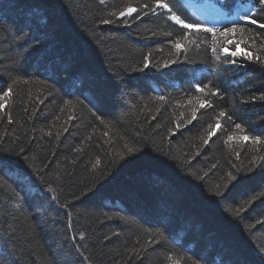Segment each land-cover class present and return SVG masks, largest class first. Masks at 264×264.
<instances>
[{
	"label": "trees",
	"instance_id": "obj_1",
	"mask_svg": "<svg viewBox=\"0 0 264 264\" xmlns=\"http://www.w3.org/2000/svg\"><path fill=\"white\" fill-rule=\"evenodd\" d=\"M156 2L0 0V264H264V29Z\"/></svg>",
	"mask_w": 264,
	"mask_h": 264
},
{
	"label": "snow or ice",
	"instance_id": "obj_2",
	"mask_svg": "<svg viewBox=\"0 0 264 264\" xmlns=\"http://www.w3.org/2000/svg\"><path fill=\"white\" fill-rule=\"evenodd\" d=\"M256 2L259 4V6H260V10H261V11H264V0H256ZM156 6H157L158 8L165 9V10H167V11H169V12L172 11V10L169 8V5H168L167 3H161V0H157V2H156ZM144 7H147V5H144ZM136 11H137V9H136V8H133V7H129V8L126 9V12H127L128 15H131L133 12H136ZM152 11H155V8L152 9ZM120 15H121V16H124V15H125V12H121ZM256 15H257V13H256L255 11L250 10L248 13H246V14L242 17V19H243L244 21H246V22H250V24H252V25H256V24L259 23V27L262 28V29H264V23H261V22H259L257 19L253 18V17L256 16ZM170 18H171L172 20H174L177 24L181 25V26L184 27V28H187V29L198 28L197 25L186 24V23H185L183 20H181V19H180L175 13H172V15H171ZM108 22H109V21H104V23H108ZM235 27H236V25H234L232 29H227L226 32H234V31H235ZM206 31H208V32H213V29L208 28V29H206ZM228 43L231 44V43H233V41H228ZM175 47L179 50V49H181V48L183 47V45H181L180 43H176ZM215 51H216V49L213 48V52H214V53H215ZM222 52L225 53V54H227V53L229 52V49H228L227 47H225V48L222 49ZM230 54H231V56H233V57H235V56H237V55H247L249 59L252 58L251 54H249V53H239V52H236V51H232ZM217 59H219V56L217 57ZM145 61H146L145 66H148V63H147V62H148V57H145ZM232 63H235V61H232ZM197 90H198V91H203V89L199 88V86H197ZM215 94H216V93H213V95H215ZM9 95H10V91H5V92L3 93V95H0V100H3L5 97H7V96H9ZM261 98H264V97H261ZM205 104H206V102H205V103H201L200 107H201V108L205 107ZM3 106H4L3 104H0V108H3ZM224 115H225V113H223V112L220 113V116L223 117ZM193 118H195V114H194V117H193ZM229 119H230V117H229ZM216 127H217V128H220V124L217 123V126H216ZM235 127H236L237 129H240V128H241V125H240V124H236ZM214 134H215V130L210 131V132H209V137H211V136L214 135ZM229 139H231V137H230ZM241 139H243V140H248L249 137H248V136H242ZM255 139L258 141V140L260 139V137H256ZM128 151H129V152H132V151H134V149L129 148ZM3 163H4V162L0 161V164H3ZM97 163H99V161H98ZM233 179H234V177H233ZM261 251H264V249H262Z\"/></svg>",
	"mask_w": 264,
	"mask_h": 264
},
{
	"label": "rangeland",
	"instance_id": "obj_3",
	"mask_svg": "<svg viewBox=\"0 0 264 264\" xmlns=\"http://www.w3.org/2000/svg\"><path fill=\"white\" fill-rule=\"evenodd\" d=\"M189 2L195 6L202 17L210 24H220L230 20H241L242 17L251 10V6L248 3L241 2L237 5L234 12L227 16L219 6H215L210 0H205L204 2L189 0ZM231 52L232 51L229 50L227 55H229L233 60L239 57V55L235 57L231 56ZM236 52L241 53L240 47H237Z\"/></svg>",
	"mask_w": 264,
	"mask_h": 264
}]
</instances>
